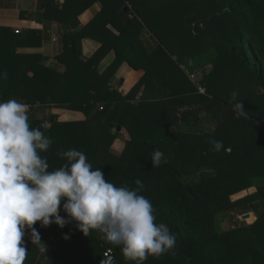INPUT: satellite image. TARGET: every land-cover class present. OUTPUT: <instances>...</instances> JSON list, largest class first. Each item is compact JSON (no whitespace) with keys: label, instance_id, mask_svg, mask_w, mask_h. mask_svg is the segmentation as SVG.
<instances>
[{"label":"trees","instance_id":"16d2710c","mask_svg":"<svg viewBox=\"0 0 264 264\" xmlns=\"http://www.w3.org/2000/svg\"><path fill=\"white\" fill-rule=\"evenodd\" d=\"M97 1L102 3L97 15L65 38L58 55L64 72L45 66L41 54L16 52L19 45L41 44L37 30L16 33L0 26V101L14 94L29 105H66L85 115L84 120L64 121L52 113L50 126L41 130L53 143L40 155L54 171L67 163L58 151L75 148L115 186L135 188L136 179L143 182L140 194L152 202L156 223L167 224L177 236L175 255L149 256L144 264H264V184L252 194L231 198L264 178V127L256 125L264 121V0H65L62 8L41 0L46 16L65 23ZM203 20V28L194 33V24ZM145 33L155 40L154 47H147ZM86 37L101 47L83 61ZM110 50L115 59L99 72ZM209 50L213 67L207 72L202 60ZM190 61L202 69L203 93L183 69V64L193 69ZM123 62L144 70L126 95L109 85ZM238 101L246 116L234 109ZM209 119L214 133L199 127ZM43 122L30 118L33 128ZM118 127L130 135L121 153L111 148ZM211 139L224 147L213 151ZM156 149L168 163L153 167ZM64 202L59 214L70 222L63 228L55 222L33 226L46 252L26 241L32 236L26 227L24 264H39L41 254L60 264H100L108 248L115 249L114 264H136L98 230L85 236L64 211ZM244 206L256 210L255 221L226 231L215 228L219 213Z\"/></svg>","mask_w":264,"mask_h":264},{"label":"clouds","instance_id":"9594fccd","mask_svg":"<svg viewBox=\"0 0 264 264\" xmlns=\"http://www.w3.org/2000/svg\"><path fill=\"white\" fill-rule=\"evenodd\" d=\"M7 79V72L3 73ZM233 100L238 93L233 91ZM235 110L245 115L242 101ZM29 106L20 98L0 102V264H24L28 257L25 229L30 228L34 244L46 252L39 232L33 227L53 222L63 228L70 220L60 213L63 209L78 222L85 236L98 230L101 238L118 246L126 260L144 264L149 256L175 255L177 236L163 222L157 224L152 202L140 193L145 185L136 179L135 188L117 187L105 179L101 168L93 169L84 152L72 148L59 150L67 163L49 171L46 157L40 155L51 147L53 140L39 127L30 126ZM206 131L214 133L215 127ZM213 151H220L222 141L211 139ZM153 167L168 163L164 153L152 154ZM67 238V237H66ZM100 264H114L107 256Z\"/></svg>","mask_w":264,"mask_h":264},{"label":"crops","instance_id":"0c3cea01","mask_svg":"<svg viewBox=\"0 0 264 264\" xmlns=\"http://www.w3.org/2000/svg\"><path fill=\"white\" fill-rule=\"evenodd\" d=\"M64 2L65 0H61V4H56L57 6H59V8H62ZM101 7L102 3L100 1H97L94 5H92L90 8L81 13L78 16L77 20L73 19L65 23L59 21L55 17L46 16V8L41 2V0H0V26L10 27L15 30L18 29L20 33H22L24 30L29 29L37 30L38 36L41 37L42 40L41 44L39 46L19 45L16 47V52L22 54H41L42 63L45 66L55 68L61 72H64L66 70V65L58 60V55L64 50L65 38L70 33L78 31L87 23H89L95 17V15H97ZM143 39L148 48H152L155 46V40L149 33H145L143 35ZM100 47V41L91 37L84 38L82 40L81 59L85 61L91 58L99 50ZM115 55L116 54L113 50H110L106 54V56L101 60V62L97 66L99 72H103L112 63V61L115 59ZM182 66L185 73L188 74L190 70L187 68L186 64H183ZM199 73L203 74L202 71L198 72L197 74ZM143 75V69H135L131 67L127 62H123L113 74V76L110 78L109 85L111 89L116 90L123 95H126L140 81ZM142 91L143 90L141 89L137 92L136 100L139 95L142 94ZM12 98H20L26 103L24 98L14 94L9 95L7 97V100ZM27 105L29 106L28 114L31 119H42L45 121H49L52 113H57L59 116V120L64 121L85 119V115L82 112L69 110L66 105H59L56 108L55 106L50 107L49 105H43L39 103L34 105ZM52 105L54 104L52 103ZM180 122L181 121H179V124H181ZM258 122L260 121H257L256 125L258 128H261L258 126ZM212 125H214L212 120H202L200 124L202 130L206 129L207 126ZM129 139L130 135L127 128L121 127V130H118L117 139H115L111 148L116 153H121L125 148V142ZM262 184H264V178H257L253 186L243 191H240L239 193L233 195L231 198L233 200H236L238 198L252 194L257 190V186ZM228 213H235L237 215L240 214L242 215V217L247 218L251 216L253 220L249 224H251L257 218L256 210L252 208L248 209V207L246 206L234 209L233 211H229ZM45 257L42 258V254L39 255V264H46Z\"/></svg>","mask_w":264,"mask_h":264},{"label":"rangeland","instance_id":"374dc122","mask_svg":"<svg viewBox=\"0 0 264 264\" xmlns=\"http://www.w3.org/2000/svg\"><path fill=\"white\" fill-rule=\"evenodd\" d=\"M212 56H213V50H209L208 52L205 53L204 59L202 60V63L205 64L204 67H205V70H207V72H209L213 67V65L211 63ZM189 63H190L189 64L190 67L192 66V68H193L191 70L187 67L190 70L189 73H195V72L198 73V72L202 71V69L200 70L197 63H195L194 61H190ZM209 120H206V121H209ZM201 126H199V127H201ZM115 139H117V137ZM252 220H253V218L251 216L249 218H247V217H242V215H240V214L237 215L235 213L222 212V213H219L216 217L215 228L217 230H228V229L234 228V226H238L241 223L249 224ZM42 258H44V257H42Z\"/></svg>","mask_w":264,"mask_h":264},{"label":"built area","instance_id":"2783aa9c","mask_svg":"<svg viewBox=\"0 0 264 264\" xmlns=\"http://www.w3.org/2000/svg\"><path fill=\"white\" fill-rule=\"evenodd\" d=\"M53 1L55 3H57V4H61V0H53ZM129 16H132V14H130ZM15 32L18 33L19 30L16 29ZM188 76L191 79V81L195 83V85H196V87H197L199 92H201V93L205 92V87L200 83V79L202 78L203 74H201V73H199V74H197V73H189L188 72ZM98 109L102 110L103 106L101 104H99ZM47 124H48V127H49L50 126V122L47 121ZM257 124H258L259 127H264V121H260ZM26 241L29 242V243H33L32 236L27 237ZM107 256H111L113 258V261H114V259H115V249L114 248L106 249L104 251V253H103V258H106ZM45 260H46V264H60L56 260L50 261V259L47 258V257H45Z\"/></svg>","mask_w":264,"mask_h":264},{"label":"water","instance_id":"95a60500","mask_svg":"<svg viewBox=\"0 0 264 264\" xmlns=\"http://www.w3.org/2000/svg\"><path fill=\"white\" fill-rule=\"evenodd\" d=\"M206 23V20H203V22L200 24V22H197L194 24V33H198L202 28L203 25ZM118 130H121V127H118Z\"/></svg>","mask_w":264,"mask_h":264}]
</instances>
